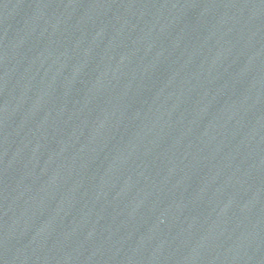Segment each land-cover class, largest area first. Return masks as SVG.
I'll return each instance as SVG.
<instances>
[{
	"label": "water",
	"instance_id": "obj_1",
	"mask_svg": "<svg viewBox=\"0 0 264 264\" xmlns=\"http://www.w3.org/2000/svg\"><path fill=\"white\" fill-rule=\"evenodd\" d=\"M0 264H264V0H0Z\"/></svg>",
	"mask_w": 264,
	"mask_h": 264
}]
</instances>
